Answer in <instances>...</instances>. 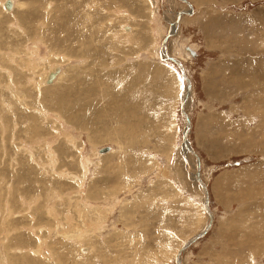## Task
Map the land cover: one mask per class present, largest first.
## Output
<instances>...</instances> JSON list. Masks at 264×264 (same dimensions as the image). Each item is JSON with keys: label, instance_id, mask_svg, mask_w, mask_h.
I'll list each match as a JSON object with an SVG mask.
<instances>
[{"label": "rangeland", "instance_id": "obj_1", "mask_svg": "<svg viewBox=\"0 0 264 264\" xmlns=\"http://www.w3.org/2000/svg\"><path fill=\"white\" fill-rule=\"evenodd\" d=\"M5 1L0 264H59L57 249L63 264H176L209 219L182 107L213 222L180 263L264 264V0ZM164 48L190 81L184 106ZM57 66L66 79L40 87ZM65 90L73 121L55 106ZM86 227L90 242L68 235Z\"/></svg>", "mask_w": 264, "mask_h": 264}, {"label": "bare ground", "instance_id": "obj_2", "mask_svg": "<svg viewBox=\"0 0 264 264\" xmlns=\"http://www.w3.org/2000/svg\"><path fill=\"white\" fill-rule=\"evenodd\" d=\"M8 2H10V6L9 7H6L7 6V3ZM1 4V3H0ZM2 5H4V7H5V9H7V10H10L11 8L13 9V5H14V8H16L17 6L19 7V6H21V5H23L21 2H18V1H15V3H13L12 4V1L11 0H6ZM188 5H190V3H188ZM17 7V8H18ZM191 10L190 11H187V13H191V11H192V8H190ZM182 14H183V12H180L179 14H178V16H182ZM172 23V25H171V30H170V34H172V33H176L177 32V30H178V27H179V23H180V20H179V17H178V19L177 20H175V21H172L171 22ZM170 34H168L166 37H165V39H163V47H165L166 46V41L168 40V38H169V36H170ZM255 37V36H254ZM192 46V45H191ZM157 48V47H156ZM102 51V50H101ZM80 54V53H79ZM93 55V54H92ZM91 55V56H92ZM94 56V55H93ZM100 56H101V53H100ZM105 56H106V53H105ZM161 56H162V58L163 59H169V60H171V61H173L174 63H176V65L180 68V70H181V73H182V76H183V78L186 80V84H185V86H183L184 87V90H183V97H182V106H184L183 104H185L186 102H187V99H188V97L190 96V92H191V84H190V81L188 80V78H186V76H185V73H184V69H183V66H182V64L178 61V59H176L175 57H172V56H170V55H168L167 53H166V51H165V48L163 49V51H161ZM102 57H104V56H102ZM62 58V57H61ZM61 58H59V57H57L55 60L57 61V64H63L64 62L63 61H69V59L71 58V56L70 55H67V57H63L62 59ZM94 58V57H93ZM83 59V58H82ZM102 59V58H101ZM104 60H107V59H105L104 58ZM98 61H100V59H99V55H97L94 59H92L91 60V63L89 64V65H92L93 66V68H92V73H93V75H91L92 77L91 78H95V73H97L98 72V70L101 72V63H103V62H98ZM105 63V62H104ZM95 64H99V69H95L94 68V66H95ZM104 65V64H103ZM107 65H108V63H107ZM90 68H91V66H89ZM105 68H106V66H105ZM4 70V69H3ZM69 69H63V70H60V67H55V68H53L52 70H49V71H47V73H46V75H44L43 77V79L42 80H40V82H41V84H40V87L41 86H45V87H48L49 85H51V83H58L59 81H61L62 79H66V78H64V76H65V74L67 73V71H68ZM91 70V69H90ZM45 71V70H44ZM70 72V71H69ZM154 73H156L157 75H158V73H160L161 74V76L162 77H164L163 78V80H166V77L165 76H163V72L161 71V70H158V69H156V70H154L153 71ZM104 73V72H103ZM89 75V74H88ZM106 75H109L108 73H104V76H103V78L105 79V76ZM68 76V75H67ZM70 77V76H69ZM75 77H76V72H74L73 74H72V76L70 77L71 78V80H73V79H75ZM79 77V76H78ZM100 78V77H99ZM77 79V78H76ZM75 79V80H76ZM83 80V79H82ZM82 80H80V81H82ZM86 81V80H85ZM70 82V81H69ZM77 82H78V80H77ZM76 82V83H77ZM84 82V81H83ZM82 82V83H83ZM67 83V82H66ZM66 83H64L65 85H66ZM85 83H87V82H84V84ZM77 85V84H76ZM90 85V84H89ZM73 86V85H72ZM75 86V85H74ZM82 87H84V86H82ZM78 88V87H77ZM85 88V87H84ZM83 88V89H84ZM69 89V88H68ZM76 89V88H75ZM82 89V88H81ZM81 89H80V91H81ZM82 89V90H83ZM96 88L93 86H90L89 87V90H92L93 92H94V90H95ZM79 91V92H80ZM92 91H89L90 93L92 92ZM103 91V90H102ZM101 91V92H102ZM97 92V91H96ZM83 93V92H82ZM106 94H107V91H106ZM79 95V94H78ZM79 99L81 98V97H78ZM56 107H63V106H67V107H63L62 108V110H61V112H62V114H64V117L69 121H73L74 119H77L78 117V115H79V113L80 112H82V110L81 109H83L78 103H76L75 101H74V99H72V98H70V96L68 95V90H65L62 94H61V96H60V98H59V100H58V103L55 105ZM95 106V105H94ZM99 107V106H98ZM46 109H47V106H46ZM99 109V108H98ZM181 113H183V116L185 117V125H184V130H183V133H182V135H183V140H182V145H181V147L183 148V151L185 152V154H186V151H189L194 157H195V160H196V164H197V170H196V173L193 175L194 176V179L196 178V180H197V182L200 184V186L202 187V189L204 190L203 192V194H204V202H205V210L207 211V213H208V216H209V219H208V223L206 224V226L204 227V229L200 232V233H198L195 237H192L191 239H189L185 244H184V246L183 247H181L179 250H178V252L176 253V256H175V260H176V264H181L180 263V254H181V252L188 246V245H190L191 243H193V242H196L197 240H198V237H199V235H204V234H206L207 232H208V230L210 229V227H211V225H212V222H213V214L212 213H210V210H209V205H208V203H209V195H208V189L206 188V186L204 185V183H203V181H202V177H201V174H200V168H201V162H200V158H199V156H198V153H196L191 147H190V142H189V139H188V133H189V131H190V126H191V121H190V116L186 113V111H184V109H183V107H182V109H181ZM61 115V114H60ZM33 120V119H32ZM35 121V120H34ZM120 124H122V123H130V121H128V122H123V120L121 121V122H119ZM131 124V123H130ZM127 125V124H126ZM126 125H125V127H126ZM36 126V125H35ZM124 127V128H125ZM123 130V129H122ZM136 136V135H135ZM137 138H135L134 140H136ZM129 140V139H128ZM58 145V144H57ZM29 148V147H28ZM106 150H103V149H101V152L103 153V152H105ZM187 157V156H186ZM13 162V161H12ZM199 163V164H198ZM196 166V165H195ZM195 170V169H194ZM121 171V170H120ZM119 172V171H118ZM122 173V172H121ZM122 177V176H121ZM120 178V177H119ZM118 181V180H117ZM119 185V184H118ZM7 187V186H6ZM120 187V186H119ZM93 186H91L90 187V190H89V192H88V196H91L92 194H93ZM118 189V188H117ZM120 189V188H119ZM136 199H138L137 201H143V202H147L148 201V196L147 195H142V196H140L139 198H136ZM71 203V202H70ZM137 203V202H136ZM91 204V203H90ZM52 207V206H51ZM134 207V206H133ZM6 209V208H5ZM8 213V212H7ZM129 213V212H128ZM12 214V213H11ZM80 218V217H79ZM208 218V217H207ZM98 219V218H97ZM66 221V220H65ZM240 221V220H239ZM100 223V222H99ZM256 229V228H255ZM36 230V229H35ZM70 233V232H69ZM64 234V236H65V234L66 233H63ZM68 234V233H67ZM96 234V233H95ZM69 236L70 235H72L71 237H73V238H75L76 239V241H77V243H79V242H81V241H83V240H87V242H90L91 241V239H90V235H91V230L89 229V228H82V230H78L77 232H71V234H68ZM69 236H68V238H69ZM70 237V238H71ZM72 240V239H71ZM185 242V241H184ZM79 245H81V244H79ZM92 246V245H91ZM86 249H84L83 251H85ZM13 252V251H12ZM33 252V251H32ZM38 252V251H37ZM57 252H58V255H57V258H58V263L59 264H63L62 263V261H65L66 260V256H67V254L66 253H61V252H59V250L57 249ZM37 254V253H36ZM62 254H64V256L65 257H62ZM97 257V256H96ZM69 260H70V255L67 257Z\"/></svg>", "mask_w": 264, "mask_h": 264}, {"label": "water", "instance_id": "obj_3", "mask_svg": "<svg viewBox=\"0 0 264 264\" xmlns=\"http://www.w3.org/2000/svg\"><path fill=\"white\" fill-rule=\"evenodd\" d=\"M10 5H11L10 2H8L6 7H9ZM102 149H103V150H107L108 147H105V148H102ZM198 164H199V163H198ZM199 236H202V235H199Z\"/></svg>", "mask_w": 264, "mask_h": 264}]
</instances>
